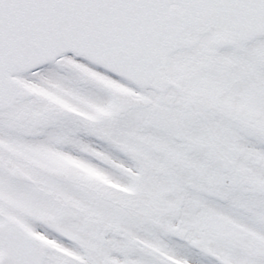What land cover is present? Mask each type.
Segmentation results:
<instances>
[{"label":"snow or ice","instance_id":"1","mask_svg":"<svg viewBox=\"0 0 264 264\" xmlns=\"http://www.w3.org/2000/svg\"><path fill=\"white\" fill-rule=\"evenodd\" d=\"M0 264H264V0H0Z\"/></svg>","mask_w":264,"mask_h":264}]
</instances>
